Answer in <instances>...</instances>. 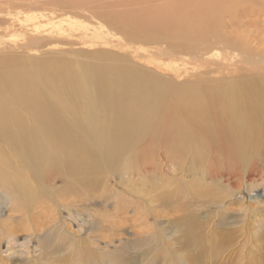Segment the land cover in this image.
<instances>
[{
	"label": "bare ground",
	"instance_id": "bare-ground-1",
	"mask_svg": "<svg viewBox=\"0 0 264 264\" xmlns=\"http://www.w3.org/2000/svg\"><path fill=\"white\" fill-rule=\"evenodd\" d=\"M180 2L178 6L171 4L174 11L170 13L181 16V4L188 9V15H182L183 22L174 29L185 37L197 35L204 21L216 23L217 14L229 10L217 9V3L210 0L193 12L190 7L196 0ZM4 3L0 0V24L18 26L24 35L22 40L0 44V181L5 179L0 188L4 182L8 185V192H0V250L20 232L27 233L29 241L40 235L60 234L64 238L68 223L78 220L64 212L69 210L67 204L58 203L60 209L49 212L53 209V187L62 174L69 176L75 170L93 173L104 164L112 165L123 156L121 148L135 141L139 147L148 145L141 162L151 169L155 161H173L181 165L180 170L189 171V167H182L189 163L193 176L226 182L227 187L236 179L231 195L219 199L221 208L232 201L244 205L245 188L252 193L260 181L264 188V45L253 46L250 40L234 38L230 41L234 53L223 55L214 50L194 58H175L169 47H129L105 26L91 28L75 17L65 20L66 25L53 22L46 12L7 19ZM26 3L53 4L50 0ZM207 34L208 30L204 36ZM72 64L79 67L77 78L69 69ZM23 65L42 70L59 89L71 81L78 90L83 89L87 106L82 105L79 94L76 108L85 109L88 116L92 113L94 130L76 128L81 133L80 139L76 138L65 116L67 101L55 96L54 104V92L44 89L40 74L31 77ZM159 149L167 153L156 157ZM36 210H40L38 221L34 220ZM5 217L22 222L18 232L3 225ZM99 242L113 244L102 242L99 236L84 249L101 251ZM74 244L79 243H56V252L76 251ZM210 259H214L211 264L217 260ZM245 260L244 264L253 261ZM60 262L67 263L65 259ZM116 262L107 255L97 264Z\"/></svg>",
	"mask_w": 264,
	"mask_h": 264
},
{
	"label": "rangeland",
	"instance_id": "rangeland-1",
	"mask_svg": "<svg viewBox=\"0 0 264 264\" xmlns=\"http://www.w3.org/2000/svg\"><path fill=\"white\" fill-rule=\"evenodd\" d=\"M26 1L4 0L5 18L14 20L30 14L40 16L44 12L53 22L75 17L91 28L105 26L129 47L153 48L157 44L169 47L174 50L175 58L183 55L194 58L214 50L223 55L234 53L235 48L230 42L234 38L250 40L253 46L264 45V0H211L217 3L214 4L217 9L227 7L229 10L219 12L214 20L216 23L211 19L204 21L197 35L190 37L174 32L183 22L182 17L188 15V9L181 4L180 10L185 12L177 11L181 15L178 16L176 12L170 13L174 11L171 4L178 6L177 2L182 0H50L53 4L48 6H30ZM208 1L196 0L190 9L197 12L198 6L206 5ZM225 1L228 4L224 6ZM207 30L208 34L204 36ZM129 33L132 38L128 37ZM13 35L17 37L13 38ZM23 35L24 30L18 26L9 28L0 24V44L3 46L22 40ZM141 36L147 39L143 40ZM23 66L31 77L37 78L40 74L44 89L54 92V104H57L55 96L67 101L69 109L65 116L76 138L80 139L81 135L77 129L94 130L92 113L88 116L85 109L76 108L79 94L82 105L87 106L83 89L78 90L73 81L68 87L59 89L48 81L42 70ZM69 69L73 78H77L78 65L72 64ZM83 88L86 89L84 84ZM65 145L70 146L68 142ZM147 148L148 145L143 143L139 147V141H135L121 148L119 154L123 156L112 165L104 164L93 173L75 170L69 176L62 174L60 182L53 187V209L49 212L54 214L55 207L59 208L58 203L67 204L69 210L64 212L76 216V224L68 223L64 238L60 234L40 235L29 241L25 238L27 233H18L14 240L2 246L0 264H63L62 259L67 261L66 264H97L107 255L117 259L115 264H211L212 257L217 259L214 264H223L221 260L224 264H244L246 258L253 260L251 264H264V188L261 181L252 193L245 188L244 205L237 202L241 204L238 205L234 200L228 202L229 207L221 208L219 199L231 195L236 179L227 187L226 182L193 176L189 163L182 166L189 167L188 171L180 170L181 165L176 166L173 161H155L151 169L148 163L141 162ZM166 153L159 149L155 156ZM261 169L264 170V165ZM3 190L8 192L6 182L0 192ZM39 211H35V221H38L36 213ZM3 225L18 232L22 222L5 217ZM99 236L102 242L112 241L113 244L105 246L99 242L97 246L103 248L101 251L84 249ZM70 242L79 243L74 244L76 251L56 252V243ZM68 247L69 244L65 245Z\"/></svg>",
	"mask_w": 264,
	"mask_h": 264
}]
</instances>
